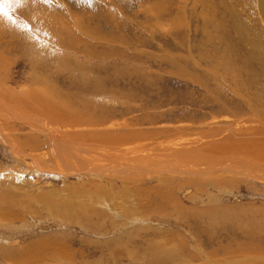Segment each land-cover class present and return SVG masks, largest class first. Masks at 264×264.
<instances>
[{
	"label": "rangeland",
	"instance_id": "1",
	"mask_svg": "<svg viewBox=\"0 0 264 264\" xmlns=\"http://www.w3.org/2000/svg\"><path fill=\"white\" fill-rule=\"evenodd\" d=\"M9 16L0 264H264V0Z\"/></svg>",
	"mask_w": 264,
	"mask_h": 264
},
{
	"label": "bare ground",
	"instance_id": "2",
	"mask_svg": "<svg viewBox=\"0 0 264 264\" xmlns=\"http://www.w3.org/2000/svg\"><path fill=\"white\" fill-rule=\"evenodd\" d=\"M5 214V213H4ZM250 224V226H252L251 228H253L252 229V231H255L256 233H258L260 230L261 231H263V235L262 236H264V220H254L253 222H250L249 223ZM249 231V230H248ZM251 231V230H250ZM249 231V232H250ZM251 233V232H250ZM252 233H254V232H252ZM260 237V236H259ZM247 244V243H246ZM226 246V245H225ZM255 247V249L257 250L258 249V247H256V246H254ZM264 247V246H263ZM223 248L224 247H222V251H223ZM225 249H227V248H225ZM235 250V249H234ZM241 250H243V249H241ZM226 251V250H225ZM249 251H251L250 250V247H248V249H247V252L245 253L246 254V257L248 258V259H250V260H252L254 257H256V255H254L253 253H255L254 251H253V253H250ZM261 251V250H260ZM4 252V251H3ZM239 252V251H238ZM238 252H235V253H238ZM228 253V252H227ZM11 254V253H10ZM229 254V253H228ZM4 256V255H3ZM226 257V256H225ZM231 257V256H230ZM232 258H234V256L232 257ZM231 258V259H232ZM236 258V257H235ZM235 258L233 259V260H235ZM225 259V258H224ZM242 259V258H241ZM243 259H245V257H243ZM242 259V260H243ZM245 262V261H244ZM247 262V261H246ZM251 262V261H250ZM24 263V262H23ZM16 264H18L17 262H16ZM245 264V263H244ZM248 264V263H247ZM250 264V263H249ZM258 264V263H257Z\"/></svg>",
	"mask_w": 264,
	"mask_h": 264
},
{
	"label": "snow or ice",
	"instance_id": "3",
	"mask_svg": "<svg viewBox=\"0 0 264 264\" xmlns=\"http://www.w3.org/2000/svg\"><path fill=\"white\" fill-rule=\"evenodd\" d=\"M22 0H0V17L9 18L10 6L19 5Z\"/></svg>",
	"mask_w": 264,
	"mask_h": 264
}]
</instances>
